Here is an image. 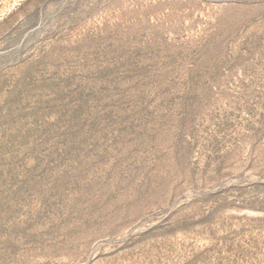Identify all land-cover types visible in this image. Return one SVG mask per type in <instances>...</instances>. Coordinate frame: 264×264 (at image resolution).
I'll list each match as a JSON object with an SVG mask.
<instances>
[{"label":"rangeland","instance_id":"rangeland-1","mask_svg":"<svg viewBox=\"0 0 264 264\" xmlns=\"http://www.w3.org/2000/svg\"><path fill=\"white\" fill-rule=\"evenodd\" d=\"M0 264H264V0H0Z\"/></svg>","mask_w":264,"mask_h":264}]
</instances>
